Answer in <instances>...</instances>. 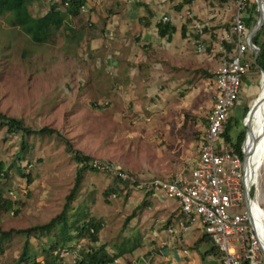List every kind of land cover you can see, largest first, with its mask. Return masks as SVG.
<instances>
[{"label":"rangeland","instance_id":"rangeland-1","mask_svg":"<svg viewBox=\"0 0 264 264\" xmlns=\"http://www.w3.org/2000/svg\"><path fill=\"white\" fill-rule=\"evenodd\" d=\"M247 1L246 7L254 6V19L249 29L256 20L258 7L256 4L255 9L254 0ZM49 2L31 0L28 4L30 13H42ZM85 3V11L80 9L70 22L73 29L78 30L81 26L88 33L97 23L90 18L91 13L99 8L120 5L119 0H86ZM260 3L264 11V0ZM66 25L63 23L52 29L45 41L34 42L17 25L9 23L7 12L0 15V112L22 119L30 128L43 125L53 128L73 147L92 157L111 159L121 166V160L132 167L144 166L143 176H165L188 167L196 156L205 116L213 101L211 79L218 53L210 54L212 46L204 45L201 52L195 50L198 58L195 63L183 62L180 67L174 66L171 74L175 84L165 88V93H156L151 100L158 107L154 105L153 110L136 112L132 111L133 97L126 102L124 95H116L115 102L106 105L95 104L98 98H103L99 92L104 76L110 78L116 74L106 64L97 63L96 55L91 56V49L77 40L75 31L70 32ZM227 33L233 37L230 31ZM136 65L134 63L133 67ZM119 77L118 81L125 83L120 74ZM260 82L261 72L250 67L241 80L238 103L229 110L237 123L229 130L232 138L240 128L246 131V115L240 117V103L245 102L250 109L249 105L260 93ZM137 83L141 81L136 79ZM139 87L133 86L141 93V84ZM103 95L109 100L115 97ZM137 101L143 107L146 97L138 94ZM140 121L156 126L162 124L165 129L153 126L150 131L145 130V123ZM20 140L26 147L21 151V157L15 159ZM76 164L55 132L23 135L18 131L7 132L0 124V196L12 202L7 208L0 205V230L41 223L58 212L72 184ZM257 187L264 198L262 173L257 179ZM133 193L134 189L114 181L113 176L87 168L67 214L84 211L86 216L98 219L101 224L98 242H104L109 252L125 239L132 243V238L140 237V244L124 254L128 262L139 254L149 258L138 264L216 262L218 255L208 254L202 259L199 256L208 247V242L201 241L197 248L193 247L194 240L202 233L198 226L187 232L181 243L166 246L161 237L166 219L157 218L155 212L148 210L142 220L143 212L136 214L141 206L136 203L138 197ZM261 206L264 210V199ZM146 230L148 235H145ZM155 231L160 232L151 234ZM28 239L30 252L40 260V249L50 238L37 234ZM23 240L24 234L14 232L0 239V264H15ZM88 244L91 242L86 237L69 241L57 262H72ZM161 246L166 248L161 251ZM184 247L189 249V254L180 253L179 249Z\"/></svg>","mask_w":264,"mask_h":264},{"label":"built area","instance_id":"built-area-1","mask_svg":"<svg viewBox=\"0 0 264 264\" xmlns=\"http://www.w3.org/2000/svg\"><path fill=\"white\" fill-rule=\"evenodd\" d=\"M177 2L183 6L189 4L185 0ZM247 2L234 0L230 25L233 38L229 39L228 33L220 36V41H232L233 46L227 51L221 43L218 45L219 57L211 79L213 101L205 116L196 156L188 167L167 176H143L111 159L93 156L87 161L94 170L126 181V186L136 191L174 199L179 215L165 224L167 237L181 242L187 232L198 226L218 250L216 264H264V210L261 206L264 198L257 187L258 177L261 173L264 175V147L258 153L260 161L257 162V157L252 160L249 148L244 146L245 136L240 153L232 145L236 134L234 138L229 135L228 140L222 136L229 110L237 100L241 77L253 63L254 46L249 42L245 22L249 17L245 12ZM80 9H85L84 4ZM252 11L250 16L254 19ZM179 18L183 23H187L188 18L195 50H204L203 43L196 38L205 27L204 22L193 17L187 8ZM159 20L171 21L165 14H161ZM243 156L247 158L245 164ZM148 258L139 254L128 262L125 257L116 256L107 264H138Z\"/></svg>","mask_w":264,"mask_h":264},{"label":"crops","instance_id":"crops-1","mask_svg":"<svg viewBox=\"0 0 264 264\" xmlns=\"http://www.w3.org/2000/svg\"><path fill=\"white\" fill-rule=\"evenodd\" d=\"M119 1L120 5L114 6V8H99V10L90 14V18L97 21L95 25L89 23L92 25L90 28L91 33L84 31L81 26L77 28L78 30L73 29L70 19L75 15L66 16L63 19V23H67V29L70 32L75 31V38L81 42L83 41L84 46L91 49V56L96 55L97 59L94 60L97 63L106 64L116 74V77L113 75L110 78L104 76L99 92V95L103 98H98L95 102L96 105H106L110 101L115 102L116 95H124L126 96V102L133 97L132 111L137 112L141 109L150 111L155 108L154 105L159 106L151 100L156 93H165V88L172 87L175 84L172 80L174 75L171 74V70L175 69L174 66L180 67L183 62L192 64L198 59L194 43L189 35L188 18L187 23H183L179 18V14L185 8L190 11L193 17L204 22L205 27L199 35H196V38L203 45L212 46L211 55L216 51L219 57L217 48L220 43L225 47V39L220 41V36L230 31L234 0H191L186 6H183L177 0ZM161 14L169 16L170 22L174 25V29L168 35L159 36L157 34L156 23L159 21ZM67 19L68 21H66ZM247 20L245 18L246 25ZM232 38L229 36V39ZM97 54L99 55L97 56ZM87 58H90V55ZM134 63L137 64L136 67H133ZM119 74L125 79V83L118 81ZM133 74L136 75L133 76ZM136 79L141 81L139 83L142 87L141 93H139L141 88L138 83L136 84ZM133 86H138L140 91H137ZM103 94L115 97L109 100ZM138 94L146 97V101L142 103L143 107L137 101ZM140 123H145V130L149 131L153 126L165 129L162 124L156 126L151 122L140 121ZM121 162L124 167L133 171L134 174L138 173L137 175H143V170H146L144 166L142 168L141 166L132 167L126 161L121 160ZM133 194L138 197L136 203H139L141 207L140 212L136 214L140 215L143 212L140 216L142 220L145 219L148 210L155 212L157 218L162 217L166 220L175 217L178 211L177 203L172 198H161L136 190ZM142 220L139 221L142 222ZM159 232L155 231L151 234L158 235ZM146 233L147 230L145 235H148ZM161 237L165 245L181 243L175 237L168 238L163 229H161ZM136 238V246H138L140 237ZM166 246H161L159 250L162 251ZM179 251L182 254L185 253V255L189 254V249L185 247L179 249ZM124 254L121 257H125Z\"/></svg>","mask_w":264,"mask_h":264},{"label":"trees","instance_id":"trees-1","mask_svg":"<svg viewBox=\"0 0 264 264\" xmlns=\"http://www.w3.org/2000/svg\"><path fill=\"white\" fill-rule=\"evenodd\" d=\"M30 1L31 0H0V15L7 12L8 21L11 25H17L28 35V37L32 41L41 42L48 39L50 33L52 32V29H55L62 25L64 17L76 15L79 12L80 6L83 5L86 0H50L47 8L42 13L37 15H32L30 13L28 8V4ZM185 1L190 2L191 0ZM252 5L253 4H250V6L248 5L245 11L247 14H249L247 26H249L251 21L253 20L250 16V12L253 7ZM59 6H62V9ZM156 27L157 34L159 36L164 34L168 35L174 29V25L170 21L159 20L156 23ZM262 36H264V21L259 31L252 36V40L258 46L259 66L264 70V38H262ZM224 45L225 49L228 51L233 46V43L232 41L225 40ZM253 66L254 63L251 64L252 68ZM244 75L245 74L242 75L241 79L244 78ZM236 103H238V100L234 102V104ZM246 109V103H240V117L244 114ZM0 124L5 127V130L7 132L18 131L23 135H28L31 133L55 132V134L62 140L65 150L71 154V156L77 163L74 170L72 184L69 187L67 193L64 195V201L58 212L41 223H36L23 228H10L6 230H0V239L7 236L10 232L24 234V240L20 252L16 257L15 264H107V262L110 261L113 257H121L123 253L131 252L135 247H137V238H132V243L125 239L114 246L113 252H109L104 242H98V230L101 227L98 219L86 216L84 211L71 212L70 215L67 214V210L71 207L70 203L74 199L80 181L82 179L83 171L87 168L93 169L89 165H87L88 159H90L92 156L83 153L78 148L73 147L67 138L61 136L57 130H54L53 128H50L48 126L43 125L38 128H30L23 123L22 119L5 115L1 112ZM236 124L237 123L234 116L229 113L227 122L224 124L222 129V136L224 139L228 140L230 138L229 130L233 125ZM243 137L244 131L243 128H240L236 133L234 143H232L234 148L239 151V153L240 144L243 140ZM25 147V142L23 140H20V148L14 156L15 159H19L21 157V151L24 150ZM113 180L120 181L123 184H126V181H121L115 176H113ZM11 204L12 202L9 199L2 198L0 196V205L7 208ZM178 215L179 211H177L175 216ZM171 219L166 220V223L171 221ZM53 229L55 230L54 233L50 234L51 230ZM37 234H45L47 238H50L49 242L46 245H42L40 249V254L42 256L40 260L36 259L28 248V238ZM79 237H86L88 241L91 242V244H88L85 248H83L80 251L79 255H76L74 257V260L72 262L58 263L57 261L61 257V252L65 250L66 243ZM201 241H206L209 243L208 247L200 252L199 256L201 259L208 254L218 255V250L205 233H201V235H199L194 240L193 247L197 248L198 244ZM127 242H129V244H126ZM214 264H216V262H214Z\"/></svg>","mask_w":264,"mask_h":264},{"label":"bare ground","instance_id":"bare-ground-1","mask_svg":"<svg viewBox=\"0 0 264 264\" xmlns=\"http://www.w3.org/2000/svg\"><path fill=\"white\" fill-rule=\"evenodd\" d=\"M260 2L261 0H257V7L258 10H261L264 14ZM260 84V93L258 97L249 105L250 109L248 110L245 116L246 131L244 137L245 148H249L248 153L252 157V160L253 157H257V162L260 161V159H258V153L260 152L261 147L264 144V73H261ZM252 171V166H250L249 178L252 177ZM249 178L247 176L246 180H248Z\"/></svg>","mask_w":264,"mask_h":264},{"label":"water","instance_id":"water-1","mask_svg":"<svg viewBox=\"0 0 264 264\" xmlns=\"http://www.w3.org/2000/svg\"><path fill=\"white\" fill-rule=\"evenodd\" d=\"M254 3H255V6H256V4H257V0H254ZM252 9H254V6H253V8ZM257 11V17H256V20H255V22H254V24L248 29V32H247V34H248V38H249V42L250 43H252L253 44V46H254V54H253V63H254V68L257 70V71H259V72H261V73H264V70L259 66V63H258V46L255 44V42L252 40V36L256 33V32H258L259 31V29H260V27L262 26V24H263V21H264V14H263V12L260 10H256ZM248 110L249 109H246V111L244 112V115H243V117L246 115V113L248 112ZM242 117V118H243ZM241 122H242V120H241ZM243 123V122H242ZM243 131H244V136H245V130H244V128H243ZM263 147H264V144L262 145V147H261V149H263ZM242 162H243V164H245L246 163V161H247V158L245 157L244 158V156L242 157Z\"/></svg>","mask_w":264,"mask_h":264}]
</instances>
